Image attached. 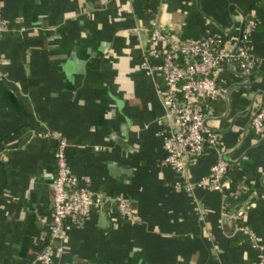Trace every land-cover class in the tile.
Listing matches in <instances>:
<instances>
[{
  "label": "crops",
  "instance_id": "1",
  "mask_svg": "<svg viewBox=\"0 0 264 264\" xmlns=\"http://www.w3.org/2000/svg\"><path fill=\"white\" fill-rule=\"evenodd\" d=\"M0 11L12 20L0 40V264H41L49 240L56 139L36 135L45 128L67 137L74 172L89 175L94 190L129 195L138 216L110 206L69 222L57 264H256L264 135L250 121L264 95V0H0ZM248 17L258 21L255 77L225 60L211 119L235 180L188 190L163 163L165 83L159 60L146 57L159 45L151 25L193 40L214 33L229 47ZM217 160L210 150L187 176L202 180Z\"/></svg>",
  "mask_w": 264,
  "mask_h": 264
},
{
  "label": "built area",
  "instance_id": "2",
  "mask_svg": "<svg viewBox=\"0 0 264 264\" xmlns=\"http://www.w3.org/2000/svg\"><path fill=\"white\" fill-rule=\"evenodd\" d=\"M12 20L0 11V40L11 27ZM258 25L254 17L245 20L235 46L225 47L221 38L208 33L199 40L181 36L154 20L150 38L159 45L148 49L147 58L159 60L156 69L164 79L162 97L164 116L158 119L162 124V135L166 149L163 163L186 178L179 186L190 190L195 185L223 189L224 175L231 161L225 157L220 146V131L212 124L214 102L221 92L219 70L225 60L240 66L244 74L253 72L258 58L251 50V34ZM5 57L0 46V76L5 75ZM251 126L259 135H264V95L251 117ZM38 137L56 139L54 150L56 172L52 180V220L48 242L37 256L41 264H57L55 256L63 251L68 238V223L81 224L92 210H103L115 206L122 216L135 222L138 220L132 198L125 194H109L91 187L92 178L74 172L69 163L67 137L51 129H40ZM215 150L218 160L212 165L210 174L198 182L188 175L190 161ZM244 210L237 212L240 218ZM254 245L257 237L244 229ZM256 264H264V244L260 246Z\"/></svg>",
  "mask_w": 264,
  "mask_h": 264
},
{
  "label": "trees",
  "instance_id": "3",
  "mask_svg": "<svg viewBox=\"0 0 264 264\" xmlns=\"http://www.w3.org/2000/svg\"><path fill=\"white\" fill-rule=\"evenodd\" d=\"M235 180V176H234V174H233V170L231 169V165L228 167V169L226 170V172H225V175H224V178H223V180H224V182L226 181V180ZM239 211V210H238ZM237 211V212H238ZM237 212H236V215H237ZM235 214L234 215H232V214H228L227 213V216H228V219H231V218H234L235 216H236ZM245 235L248 237V238H250V236L247 234V233H245Z\"/></svg>",
  "mask_w": 264,
  "mask_h": 264
},
{
  "label": "water",
  "instance_id": "4",
  "mask_svg": "<svg viewBox=\"0 0 264 264\" xmlns=\"http://www.w3.org/2000/svg\"><path fill=\"white\" fill-rule=\"evenodd\" d=\"M245 75H247L249 78H254L255 77V72L248 73V74H245ZM225 157L228 159V154H225Z\"/></svg>",
  "mask_w": 264,
  "mask_h": 264
}]
</instances>
